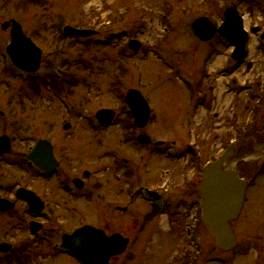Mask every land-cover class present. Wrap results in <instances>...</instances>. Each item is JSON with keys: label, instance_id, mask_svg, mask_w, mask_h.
<instances>
[{"label": "rangeland", "instance_id": "374dc122", "mask_svg": "<svg viewBox=\"0 0 264 264\" xmlns=\"http://www.w3.org/2000/svg\"><path fill=\"white\" fill-rule=\"evenodd\" d=\"M233 3L249 34L247 54L239 63L230 58L231 47L219 45L217 36L201 42L189 27L192 19L203 15L220 24L224 8ZM10 18L19 21L42 49L41 65L48 61L52 69L69 62L63 71L73 83L67 86L72 90L67 101L75 111H66L50 87H42L35 96L2 56L9 36L0 28V135L11 138V150L0 163V185L6 186L0 195L7 197L18 186L48 193L44 197L54 216L44 222L38 238L54 228L56 241L61 233L90 223L129 237L125 252L108 264H264V0H0V23ZM65 24L96 29L109 43L92 45V37L62 39L58 31ZM253 26L258 28L255 33ZM124 28L127 35L111 36V31ZM131 37L139 39L141 47L127 53L124 49ZM152 48L160 51L158 57ZM163 54L166 60L160 62ZM234 83L250 89L236 92ZM217 85L226 89L221 103L210 99V88ZM129 88L141 90L151 114L143 130L126 132L173 140L178 146L193 145L197 163L185 155L169 158L167 153H155L151 145L124 141L123 97ZM200 97L206 103L195 108ZM106 107L116 111L115 120L99 126L94 113ZM67 121L71 126L63 130ZM40 137L51 139L61 165L60 173L47 181L22 162L28 146ZM235 138V151L247 147L253 151L243 164L235 160L242 157L237 153L225 161L251 183L242 213L233 224L238 239L234 249L219 250L195 211L176 213L177 205L174 211L166 207L164 214H158L140 194H134V182L141 181L173 201L185 196L192 202L203 165L220 157ZM124 157L134 170L126 179L120 170ZM84 171L89 172L87 177ZM74 175L84 181L81 197L61 198V188ZM11 200L13 212L0 215V243L13 244L11 256L23 259L20 252L29 250L24 264H79L52 249L49 241L34 244L37 238L31 239L27 231L26 205L14 195ZM8 258L0 264H21Z\"/></svg>", "mask_w": 264, "mask_h": 264}, {"label": "water", "instance_id": "95a60500", "mask_svg": "<svg viewBox=\"0 0 264 264\" xmlns=\"http://www.w3.org/2000/svg\"><path fill=\"white\" fill-rule=\"evenodd\" d=\"M7 25L8 23H5L3 27ZM192 29L203 40L210 38L216 30L213 24L204 17L194 20ZM218 32L236 45L233 56L235 58L241 57L244 53L246 35L242 30L241 18L237 14L234 5L225 10V21L218 28ZM70 33V29L67 28L66 34ZM81 34H85V32L81 31ZM11 36L12 43L8 49L12 54H15V57L20 61L19 64L27 68H35L38 64L40 50L28 38L23 36L20 27L16 23L12 27ZM125 101L134 113L135 122L143 126L149 113L147 102L138 91L133 89L127 92ZM112 116L113 111L107 109H102L96 113L100 123L110 122ZM45 143L48 142L43 140L39 142L38 146ZM8 147L9 143L6 137L0 138V152L8 150ZM46 148L50 150L48 145ZM42 154L44 152L36 151L35 157H41ZM222 166L223 159H219L205 167L201 192L207 227L216 245L221 249L228 250L236 245V238L230 221L235 219L241 211L246 182L239 179L234 171L224 170ZM75 234L79 236L78 238L83 237L85 239V241L75 242V246L79 248L80 254H82L81 258L86 264H105L107 257L114 252L121 251L125 244V241H123L121 249L115 251L113 246L115 241L118 242V237L105 238L99 230L90 226L80 228ZM64 239L66 242L69 243L70 241L72 243L73 237H64ZM107 241L112 243L105 245L104 243H107Z\"/></svg>", "mask_w": 264, "mask_h": 264}, {"label": "flooded vegetation", "instance_id": "af4514ba", "mask_svg": "<svg viewBox=\"0 0 264 264\" xmlns=\"http://www.w3.org/2000/svg\"><path fill=\"white\" fill-rule=\"evenodd\" d=\"M128 114L125 116V118L123 119V123H124V129H125V133L124 136V141H126L127 143H133V142H136L137 144L141 145V146H148L149 144H140L137 142V135L138 133L133 136V134H129V132H126V130H130L132 131L133 129L134 130H138L137 128H133V118H129L127 117ZM122 141H123V138H122ZM174 141H171L170 143L168 144H165V146H167L166 149H153L155 151V153L157 154H160L159 152H162V153H167V156H169V158H176V157H180V156H190L188 154V150L190 151V149L188 148L189 146H185V145H182V146H178L176 145V143H174ZM159 151V152H158ZM191 153H193L195 156L193 158V161L192 162H196L198 161V154L196 153L195 150H193ZM189 159V158H188ZM60 161V160H59ZM58 161V166L60 164V162ZM129 160L126 159L125 157L121 160V170L123 171L122 172V175L125 177V179L129 176H131L134 172V170H132V165L130 162H128ZM191 161V160H190ZM0 163H2V155L0 156ZM128 163V165H127ZM199 174V173H198ZM199 181V179L197 180V182ZM134 183H138L137 182H134ZM64 188V187H63ZM67 189V188H65ZM183 206H184V202H182V205H181V208H180V205H179V208L180 210L183 209Z\"/></svg>", "mask_w": 264, "mask_h": 264}]
</instances>
